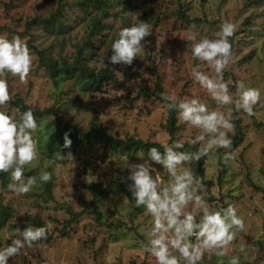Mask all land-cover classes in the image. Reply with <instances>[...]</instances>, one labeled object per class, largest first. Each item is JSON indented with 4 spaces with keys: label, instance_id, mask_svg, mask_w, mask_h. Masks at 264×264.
Returning a JSON list of instances; mask_svg holds the SVG:
<instances>
[{
    "label": "rangeland",
    "instance_id": "1",
    "mask_svg": "<svg viewBox=\"0 0 264 264\" xmlns=\"http://www.w3.org/2000/svg\"><path fill=\"white\" fill-rule=\"evenodd\" d=\"M252 1L109 0L111 16L102 22L112 29L84 52L90 70L107 69L120 85L104 83L89 92L73 80L54 81L34 51L59 64L73 62L88 26L72 0L61 10L68 32L58 37L39 27L26 29L33 18L54 14L56 0H0V144L8 148L11 178L7 188L0 186V209L12 216L0 229V247L8 264H193V237L200 264H264V127L254 126L264 124V2ZM182 9L190 23L179 16ZM117 36L119 53L111 44ZM230 40L232 55L222 60ZM157 77L164 95L180 100L175 142L202 149L211 187L191 178L193 153L159 158L122 152L105 158L96 146L62 163L42 156L56 120L31 114L46 109L83 132L93 123L113 138L165 145L167 106L133 99L141 89L153 91ZM15 101L27 106L25 114ZM231 116L244 133L234 151L226 146L234 134ZM220 164L226 171L218 184ZM126 172L133 175L131 200L114 190L95 199L83 188ZM48 178L51 197L45 191ZM208 194L214 208L202 199ZM93 210L103 225L87 213ZM81 211L61 236L70 212ZM214 211L220 213L211 228L195 230ZM24 215L38 216L45 229H14ZM42 234L51 236L50 243L28 241Z\"/></svg>",
    "mask_w": 264,
    "mask_h": 264
},
{
    "label": "trees",
    "instance_id": "2",
    "mask_svg": "<svg viewBox=\"0 0 264 264\" xmlns=\"http://www.w3.org/2000/svg\"><path fill=\"white\" fill-rule=\"evenodd\" d=\"M58 3V7L54 14L48 15L46 18H33L26 26V29H30V27H39L44 32L59 36L65 35L68 32L69 26L67 24L62 23V19L65 17L63 14V10L65 7L69 8L70 4L68 0H56ZM73 4L78 7L79 11L85 15L83 18L84 21H87L88 30L84 37V40L81 44L75 45V56L73 62L70 64L65 60H61L60 64L57 60L52 59L50 56H45L44 53L39 52L37 49L34 51L38 54L39 62L42 68L48 70L52 79L57 82L63 80H73L78 82L80 88L83 91H98L104 83H112L114 85L119 86L120 84L116 80L115 75L107 70L100 69L96 72L90 70L88 64L87 54L84 52L85 50H90L93 46V39L100 37H107L108 31L112 29V26L108 23L102 22L104 19H108L111 16V4L109 0H72ZM264 0H253L252 4H261ZM63 9V10H62ZM184 9V8H183ZM183 9L179 16L186 22L190 23L191 21L188 17L183 13ZM62 10V11H61ZM87 17V18H86ZM3 28L0 27V31ZM26 30V31H27ZM117 42L111 39V44L113 49L116 52L119 51V43L122 41V37L117 36ZM233 42L230 40L225 44L224 54L222 56V60L228 59L232 55ZM119 53V52H118ZM253 56L251 53L246 57L245 63ZM116 58V57H115ZM62 80V81H63ZM133 99H154L163 103L168 108V115L166 118V123L162 126L163 130L168 134L169 141L165 144H159L156 142H150L146 140H141L140 138H132L126 137L124 139H118L110 137L100 125L91 123L87 131L83 132L79 128L70 125V124H62L59 120V117L52 109H46L42 112L35 111L31 115L36 117H47L53 116L56 120V125L54 126V130L50 132L46 138L43 149L41 151L42 156L50 160L54 163H62L63 159L68 155H71L78 151H85L96 146L102 147V156L107 157L109 155H117L119 153H126L130 155H134L138 152L144 154H150L159 158H177L181 157L186 153L192 154V163H191V178L198 185H205L208 189L213 185L212 181L206 180L204 177V153L202 149L197 145H177L176 137L179 131L177 125V112L180 100L176 102H171V100L164 95L163 88L160 84V78L157 77L155 81V86L153 91H149L147 89H141L137 92L136 96ZM15 107L21 106V112L25 114L27 110V106H25L21 101H15L13 103ZM231 123L234 125V134L227 142L226 146L230 151H234L237 149L244 141V133L241 129L240 120H235L233 116H231ZM255 127H264L263 123H255ZM8 157V148L5 144H0V186L2 188H7L10 185V175L6 166V159ZM85 168L90 167L89 162L84 161ZM225 165L220 164L219 173L217 176L218 184H221L223 175L225 174ZM133 181V175L129 172H126L122 178H118L113 181H109L104 185L93 183L84 185L83 188L89 191L93 198L98 199L102 195H105L109 191H116L123 195L127 199H132V189L131 184ZM46 194L51 197V180L48 178L45 184ZM194 192V188L190 190ZM208 197H203L202 199L211 207L214 208L215 204L213 203V198L208 194ZM177 196V195H176ZM176 198V197H175ZM85 211H81L78 213H71L70 217L65 220L63 223V227L60 229V235H67V228H70L78 218L84 214ZM96 215V221L99 224H102L100 221V213L97 210L87 212ZM217 213L213 212V215L209 217L207 223L204 227H197L193 225L195 230H208L210 229V222L214 221L217 217ZM12 219L11 214L6 208L0 209V229L4 228L9 220ZM103 225V224H102ZM109 227V226H108ZM14 229L23 230L25 228H32L37 230H44L45 224L38 216H27L19 218L16 224L13 225ZM193 237V236H192ZM51 236L48 234H42L41 236L31 237L28 241L32 242V244L39 243H50ZM196 239L192 238L191 245V259L193 260V264H200L198 260L197 253L194 249V242ZM9 259L3 253L0 247V264H8ZM26 264V263H25ZM187 264V263H185Z\"/></svg>",
    "mask_w": 264,
    "mask_h": 264
}]
</instances>
